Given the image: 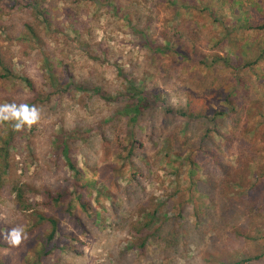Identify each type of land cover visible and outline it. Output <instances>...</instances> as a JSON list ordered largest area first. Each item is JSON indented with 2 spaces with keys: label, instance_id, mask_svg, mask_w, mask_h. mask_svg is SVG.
<instances>
[{
  "label": "rangeland",
  "instance_id": "1",
  "mask_svg": "<svg viewBox=\"0 0 264 264\" xmlns=\"http://www.w3.org/2000/svg\"><path fill=\"white\" fill-rule=\"evenodd\" d=\"M13 1L0 3V8L10 7ZM38 1L36 6H31L25 5L23 0H17L15 1L17 7L8 8L0 16V56L12 59L14 69L19 71L21 76H28L40 84L43 83L47 73L44 70L45 53H50L53 58L56 56L71 63L73 76L78 80L82 77H91L93 71L96 72L97 67L103 63L100 73L111 82L113 89L120 86L123 78L121 74L118 76L119 70L132 76L138 85L146 84L151 90H161L175 107H184L189 103L188 106L196 112L217 107L218 89H209L212 85L211 80L205 81L204 78L208 72L203 71L199 74L197 72L199 69L192 67L187 72L184 71L179 79L172 78L165 85L162 79L166 74L158 68L160 62L155 63L149 58V51L140 44V34L132 29L135 25L139 31H144L143 29L150 25V32L154 38L164 42L161 38L172 26L173 14L166 3H160L162 0H107L111 4L103 9L99 4L94 5L92 2H85L86 4L76 7L72 5L71 0ZM18 3L23 4L19 7ZM41 5L46 7V14L41 13ZM126 14H130L133 25L128 23ZM47 17L54 18L57 26L63 29L61 34H56L53 29L50 32L45 30ZM74 19L78 21L75 22ZM202 22L201 24L205 23L212 32L206 31L198 40L197 45L201 53L211 55L220 52L221 50L217 49L211 50L219 25H211L210 20ZM74 27H77L80 33L78 38L73 33ZM32 31L39 35L40 40L30 37ZM51 33L54 35L51 36ZM74 39L79 46L74 47L71 44ZM85 43L95 45V48L87 50ZM69 49L73 52L69 53ZM91 54L95 56L94 61L88 57ZM166 62H169V58H165ZM192 71L193 74L190 73ZM29 96V92L19 82L0 88V104H22ZM73 96L78 99L81 94L75 93ZM57 104L58 100L53 104L41 105L40 119L30 126V129L34 128L31 152L23 145L12 153L14 157L11 160L10 173L5 179L6 184L0 187V228L4 226L9 232L11 228L22 226L27 239L17 246L9 244L5 239L6 247L0 249V260H6L7 264H27L34 261L40 251L38 247L40 238L42 241L49 232L48 229L39 226V229L32 230L34 222L31 220L34 215L23 214L15 187L24 189L26 193L33 192L28 201L32 204L30 213L40 211L59 221L60 236L67 239L64 242L71 244L72 247L70 252L72 254L64 253L67 254L65 258L69 264H206L205 259H208L209 254L235 260L241 259L246 253L254 255L261 251L258 245H264V239L254 244L232 232L235 227L239 231L252 232L260 228L264 232V185L255 193L258 195L255 200L259 213L253 215L247 212L237 213V218L234 219L233 216L230 226L220 236L214 237L212 231L205 234V229L194 228L193 219L176 236L170 232V223L165 224L161 221L154 223L155 228L152 230L158 233L156 239L151 237L150 242L142 246L144 238L137 236L135 228L139 229L145 222V218L142 217L143 209H150L151 206V202L148 204L145 202L152 198L154 203L166 199V191L179 179L174 171L175 165L171 167L167 161L155 163L151 166L152 172L146 168L137 173L136 179L134 176L131 180L129 177L136 169L128 165L124 167V176L127 177L125 180L112 178L111 172L108 174V169L117 165L123 166V163L126 165L127 162L120 160L118 152L116 153L117 148L113 149L112 144L108 145V142L106 143L98 134L92 137L91 149L82 150L84 143L79 144L72 159L68 161L63 155L58 154V147L55 146L56 135L62 130L70 131L75 127L96 126L105 116L111 115L118 105H109L100 100H91L89 105H84L82 102L74 101L71 95L64 98L60 110L54 106ZM43 108L45 109L42 110ZM151 117L157 118V126H160L165 115L163 111L158 110L154 116H144L142 124L145 126L152 124ZM172 127L170 126V130H173ZM8 128L7 123L0 122V140L7 134ZM149 131L139 133V136L144 142L145 155H148L149 161H154L156 156L152 152L150 140L148 141ZM119 137H124V132ZM158 138L155 137V140ZM178 139L181 143L185 140L182 134L178 135ZM233 146L229 150V155L234 161L238 157L235 153L237 144ZM69 163L74 165L75 170ZM137 163L141 164L140 160ZM186 169L182 168L180 175L182 180L187 177ZM200 176L204 177V174L200 172ZM75 182L78 187L90 183L92 188L89 194L85 190L80 192L74 186ZM184 183L182 181L183 185ZM64 190L69 191L74 197L82 195L89 206V214H94V217H87L81 212L78 202L68 199L58 208H45V197L48 194ZM243 191L253 194L249 189ZM237 199L236 203L239 206L245 198L240 201L238 196ZM71 203L73 205L70 207ZM187 209L189 212V206ZM99 213L101 217L98 221L101 225L97 227L94 221L95 215ZM169 215L171 217L174 213L171 212ZM214 218L210 220L203 218L201 227L213 225ZM5 229L3 233L7 235ZM130 244L133 247L128 249ZM57 258L55 255L49 257L44 264H52ZM258 264H264V258Z\"/></svg>",
  "mask_w": 264,
  "mask_h": 264
},
{
  "label": "trees",
  "instance_id": "2",
  "mask_svg": "<svg viewBox=\"0 0 264 264\" xmlns=\"http://www.w3.org/2000/svg\"><path fill=\"white\" fill-rule=\"evenodd\" d=\"M4 1L7 0H0V3ZM15 1L17 2L14 0L6 9L0 8V16L8 8L17 7ZM23 1L25 5L31 6L39 3L38 0ZM71 1L76 7L82 6L85 2H92L94 5L99 4L101 9L111 4L107 0ZM160 3H166L171 10L172 26L163 33L162 42L151 34L150 25H147L144 31H139L134 25L132 29L140 34V44L149 51V58L153 62H160L158 68L166 74L162 79L165 85L172 78L179 79L184 71L187 72L192 67L199 69L197 71L199 74L203 71L208 72L204 78L205 81L211 80L212 85L209 89L220 90L216 93L217 107L202 112L192 110L188 106L189 103L184 107H175L161 90H151L146 84L138 85L132 76L119 70L118 76L121 74L123 78L120 86L113 89L111 82L100 73L103 63L97 67L98 70L94 69L96 72L93 71L91 77H82L78 80L73 76L71 63L56 56L53 58L50 53H45L46 80L40 84L28 76H21L19 71L14 69L12 59L0 56V88L19 82L30 94L24 104L35 105L41 109V105L53 104L58 100L59 104L54 106L60 110L64 98L71 95L74 101L82 102L84 105H89L91 100L118 105L111 115L105 116L96 126L75 127L70 131L62 130L56 135L55 146L58 147V154L63 155L68 161L72 159L79 144L84 143L82 150L91 149L92 137L98 134L106 143L108 142V145L111 143L113 149L117 148L116 153L118 152L120 160L127 162L126 165L123 163V166L117 165L112 167L113 169H108V174L111 172L112 178L125 180L127 177L124 176V167L128 165L136 169L130 175V180L134 176L136 179L137 173L146 168L152 172L151 166L155 163L167 161L171 167L175 165L174 171L179 179L166 191V199L154 203L152 198L145 202V204L151 202L150 209H143L142 217L145 218V222L139 229L135 228L137 236L144 238L142 246L149 243L151 237L156 239L158 233L152 230L155 228L154 223L161 221L165 224L170 223V232L177 236L193 219L194 228L205 229V234L212 231L214 237H218L230 226L233 216L234 219L237 218V213L247 212L252 215L259 213L255 200L258 195L255 193L264 185V0H162ZM21 4L18 3V6ZM46 12V7L41 5V13ZM125 17L129 20L128 23L133 25L130 14H126ZM208 20L212 22L211 25H219L211 50L221 51L211 55L202 54L197 45L201 35L206 31L212 32L205 23L201 24V21ZM45 21L47 32L52 29L56 34L63 32L54 18L47 17ZM77 29L74 27L73 33L78 38L80 33ZM53 35L51 33V36ZM30 37L39 39V35L34 31ZM71 44L74 47L79 46L75 39ZM85 46L87 50L95 48V45L92 46L90 43H85ZM72 52L73 50L69 49V53ZM88 57L94 61V55ZM165 58H169V62L165 63ZM190 73L193 74V71ZM75 93L81 96L76 99V96H73ZM158 110L163 111L165 115L160 126H157L158 119L154 117H151L153 123L149 126L142 124L144 116H154ZM0 122L9 126L7 134L0 140V187H3L10 173L11 160L14 157L12 153L23 145L31 152L34 128H31V131L30 126L25 125L22 130L14 131L12 128L14 121ZM170 126H173V130H170ZM147 130H150L148 141L150 140L152 152L156 156L154 161H149L148 155H145L144 142L139 136V133ZM123 132L124 137H119ZM180 134L185 138L183 143L178 139ZM155 137L159 138L155 140ZM235 143L237 144L235 153L238 157L233 161L229 150ZM139 160L141 164L137 163ZM69 166L75 170L74 165L69 163ZM182 168H187L185 170L187 177L184 180L180 178ZM200 172L204 177H199ZM76 182L74 186L80 192L85 190L89 194L92 188L90 183L78 187ZM244 189L252 190L253 194L244 192ZM15 191L23 214L34 215L31 220L34 222L32 230L39 227L49 230L43 240L40 238L38 242L40 249L38 257L27 264H44L46 259L54 255L58 258L52 264H69L65 258L67 254L64 253L72 254L70 253L72 247L71 244L64 242L67 239L60 236L59 221L40 211L30 213L32 204L28 201L31 199L32 191L26 193L24 189L17 187ZM98 193L101 196V193ZM238 196L240 201L245 198L239 206L236 203ZM67 199L78 202L81 212L87 217H94V214H89L85 198L82 195L74 197L67 190L48 194L45 197V208H58ZM72 205L71 203L70 207ZM171 212L174 215L170 217ZM95 216L94 223L98 227L101 225L98 221L101 214ZM212 217H215L213 225L201 227L203 218L210 220ZM3 229L4 226L0 228V249L6 247ZM233 231L232 233L238 237L243 236L242 238L250 243H260L264 239V232L260 228L249 232L239 231L235 227ZM131 245L128 249L133 247ZM258 247L260 253L254 255L246 253L241 259L235 260L209 254L208 259H205L206 264H258L264 258V245ZM0 264L7 262L0 260Z\"/></svg>",
  "mask_w": 264,
  "mask_h": 264
},
{
  "label": "clouds",
  "instance_id": "3",
  "mask_svg": "<svg viewBox=\"0 0 264 264\" xmlns=\"http://www.w3.org/2000/svg\"><path fill=\"white\" fill-rule=\"evenodd\" d=\"M40 119V110L35 105L4 103L0 104V121H14V131L22 130L25 125L31 126ZM6 241L13 245H20L27 239V234L22 226L11 228L5 236Z\"/></svg>",
  "mask_w": 264,
  "mask_h": 264
}]
</instances>
